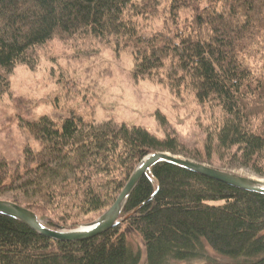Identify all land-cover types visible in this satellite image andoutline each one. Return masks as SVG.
<instances>
[{
  "label": "trees",
  "instance_id": "obj_1",
  "mask_svg": "<svg viewBox=\"0 0 264 264\" xmlns=\"http://www.w3.org/2000/svg\"><path fill=\"white\" fill-rule=\"evenodd\" d=\"M182 10L189 14L181 19ZM154 17L164 24L148 30ZM55 39L130 51L134 78L163 84L176 97L189 92L219 115L210 116L196 154L143 126H98L77 111L58 120L44 115L28 123L40 149L28 147L19 163L0 160V200L70 230L113 205L139 162L155 152L264 177V0H0V99L15 67L35 69ZM127 230L143 240L144 256L132 249ZM207 248L224 259L211 260ZM203 259L197 264H264V194L160 162L133 190L120 223L85 240H54L0 213V264Z\"/></svg>",
  "mask_w": 264,
  "mask_h": 264
},
{
  "label": "rangeland",
  "instance_id": "obj_2",
  "mask_svg": "<svg viewBox=\"0 0 264 264\" xmlns=\"http://www.w3.org/2000/svg\"><path fill=\"white\" fill-rule=\"evenodd\" d=\"M188 14L189 10H182L181 19ZM164 21L160 17L149 19L148 30L161 28ZM132 66L130 51L117 53L109 44L98 40L50 41L40 52L35 69L21 64L15 67L11 90L0 99V160L19 163L28 147L40 149L28 123L44 115L58 120L67 117L70 111L94 120L98 126L109 122L143 126L162 139L167 135L177 137L187 154L201 151L205 127L211 115H219L218 110L210 111L206 105L198 104L189 92L176 97L163 84L149 78H134ZM157 113L167 119L165 126ZM209 166L264 180L248 168L223 169L219 163ZM127 235L132 249L144 256L141 237L131 230H127ZM207 251L211 260H222L210 248ZM192 263H205V260Z\"/></svg>",
  "mask_w": 264,
  "mask_h": 264
},
{
  "label": "water",
  "instance_id": "obj_3",
  "mask_svg": "<svg viewBox=\"0 0 264 264\" xmlns=\"http://www.w3.org/2000/svg\"><path fill=\"white\" fill-rule=\"evenodd\" d=\"M160 162H169L180 167L197 172L212 179H216L230 186L264 194V180L240 176L230 171L220 170L201 162L181 158L167 152H155L143 158L134 169L125 187L105 212L93 222L77 228L53 229L45 225L33 211L20 206L12 201L0 200V213L9 215L28 225L38 233L59 241H81L112 229L120 223L124 206L133 190L144 175L151 172L152 168Z\"/></svg>",
  "mask_w": 264,
  "mask_h": 264
}]
</instances>
